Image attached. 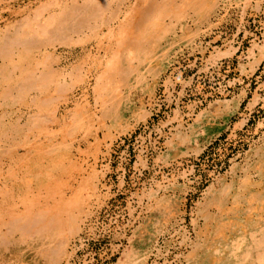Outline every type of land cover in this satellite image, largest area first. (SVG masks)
I'll use <instances>...</instances> for the list:
<instances>
[{"label":"bare ground","instance_id":"1","mask_svg":"<svg viewBox=\"0 0 264 264\" xmlns=\"http://www.w3.org/2000/svg\"><path fill=\"white\" fill-rule=\"evenodd\" d=\"M225 1L35 0L12 12L0 27V264L69 263V246L99 202V171L78 156L99 152L100 131L112 138V128L124 133L149 116L132 106L131 93L153 95L174 47L191 44ZM203 120L198 115L191 135L175 134L173 152L207 147L220 129L199 134ZM257 156L244 176L209 188L205 233L189 264H264V151ZM176 202L155 198L118 264H145L178 215Z\"/></svg>","mask_w":264,"mask_h":264},{"label":"rangeland","instance_id":"2","mask_svg":"<svg viewBox=\"0 0 264 264\" xmlns=\"http://www.w3.org/2000/svg\"><path fill=\"white\" fill-rule=\"evenodd\" d=\"M31 1L0 0V27ZM169 62L153 95L131 93L132 106L143 105L149 116L134 126L127 111L131 129L119 134L112 128V138L100 131L99 152L78 156L99 171V202L94 200L92 214L69 246L68 264H118L134 232L150 220L155 198L162 197L176 199L178 215L164 224L145 264H189L186 256L205 233L201 210L209 188L244 176L247 165L264 151V0H226L191 44L174 47ZM87 91L94 107L91 88ZM199 113L207 116L199 134L215 127L219 132L201 153L177 155L170 143H179L178 132L191 135ZM209 212L223 220L217 208Z\"/></svg>","mask_w":264,"mask_h":264}]
</instances>
